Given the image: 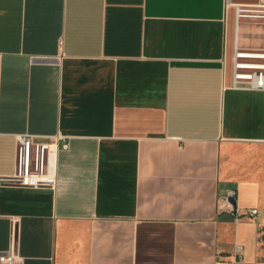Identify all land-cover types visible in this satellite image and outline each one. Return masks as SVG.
I'll list each match as a JSON object with an SVG mask.
<instances>
[{
	"label": "crops",
	"instance_id": "obj_1",
	"mask_svg": "<svg viewBox=\"0 0 264 264\" xmlns=\"http://www.w3.org/2000/svg\"><path fill=\"white\" fill-rule=\"evenodd\" d=\"M250 1V0H243ZM227 0H0V253L21 264H264V17ZM58 142L54 184L17 135ZM4 179V180H2ZM236 191L235 217L225 200Z\"/></svg>",
	"mask_w": 264,
	"mask_h": 264
},
{
	"label": "built area",
	"instance_id": "obj_2",
	"mask_svg": "<svg viewBox=\"0 0 264 264\" xmlns=\"http://www.w3.org/2000/svg\"><path fill=\"white\" fill-rule=\"evenodd\" d=\"M231 2V0H227ZM237 19L245 15V11L255 13L264 17V9H257L255 6H264V0L259 3H249L244 7L235 3ZM244 53L241 52L238 43L235 45L234 75L232 86L234 88H251L264 90V64L243 61ZM64 137L57 135L49 141H39L34 135L23 133L17 135V167L13 177L7 178L10 182L30 186H43L54 184V166L57 145ZM52 165V169L50 167ZM4 180V179H2ZM236 191H229L225 200L235 217L239 215H249L254 217L258 214L257 208H248L244 213H239L234 206ZM242 260V254L235 252L232 257L226 259L224 264H238ZM0 264H21L14 253L13 248L0 253Z\"/></svg>",
	"mask_w": 264,
	"mask_h": 264
},
{
	"label": "rangeland",
	"instance_id": "obj_3",
	"mask_svg": "<svg viewBox=\"0 0 264 264\" xmlns=\"http://www.w3.org/2000/svg\"><path fill=\"white\" fill-rule=\"evenodd\" d=\"M255 8L264 9V6H255ZM246 158V170L252 174H256L257 178L264 182V143L256 144L253 148L249 149Z\"/></svg>",
	"mask_w": 264,
	"mask_h": 264
},
{
	"label": "water",
	"instance_id": "obj_4",
	"mask_svg": "<svg viewBox=\"0 0 264 264\" xmlns=\"http://www.w3.org/2000/svg\"><path fill=\"white\" fill-rule=\"evenodd\" d=\"M235 2H252V3H259L260 0H250V1H243V0H234Z\"/></svg>",
	"mask_w": 264,
	"mask_h": 264
},
{
	"label": "bare ground",
	"instance_id": "obj_5",
	"mask_svg": "<svg viewBox=\"0 0 264 264\" xmlns=\"http://www.w3.org/2000/svg\"><path fill=\"white\" fill-rule=\"evenodd\" d=\"M52 169V165H51V167H50V170Z\"/></svg>",
	"mask_w": 264,
	"mask_h": 264
}]
</instances>
